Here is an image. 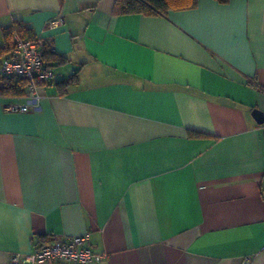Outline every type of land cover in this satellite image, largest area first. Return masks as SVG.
<instances>
[{
	"label": "crops",
	"instance_id": "1",
	"mask_svg": "<svg viewBox=\"0 0 264 264\" xmlns=\"http://www.w3.org/2000/svg\"><path fill=\"white\" fill-rule=\"evenodd\" d=\"M115 2L0 0L56 75L0 96V264L85 234L92 264H264V0Z\"/></svg>",
	"mask_w": 264,
	"mask_h": 264
},
{
	"label": "built area",
	"instance_id": "2",
	"mask_svg": "<svg viewBox=\"0 0 264 264\" xmlns=\"http://www.w3.org/2000/svg\"><path fill=\"white\" fill-rule=\"evenodd\" d=\"M44 45L50 44L40 39L29 41L13 37V46L0 60V78L14 77L25 83L24 103L5 104L4 110L27 113L37 107L40 96L38 89L56 82L54 71L44 60ZM51 49V48H50ZM105 259L95 256L89 246L88 234L68 238H55L38 248L32 255H16L10 264H48L51 262L69 264H92Z\"/></svg>",
	"mask_w": 264,
	"mask_h": 264
},
{
	"label": "trees",
	"instance_id": "3",
	"mask_svg": "<svg viewBox=\"0 0 264 264\" xmlns=\"http://www.w3.org/2000/svg\"><path fill=\"white\" fill-rule=\"evenodd\" d=\"M220 3H226L230 0H215ZM198 0H116L115 12L119 15H144V16H162L174 10H185L193 8ZM3 44L0 45V60L7 55L13 46V37L35 41L32 29L26 27L21 21L14 22L9 27L1 31ZM47 54L54 55L49 46L44 45V60L47 63ZM25 83L22 79L14 77L0 78V96L4 97H24ZM192 133V132H191ZM193 134V133H192Z\"/></svg>",
	"mask_w": 264,
	"mask_h": 264
},
{
	"label": "water",
	"instance_id": "4",
	"mask_svg": "<svg viewBox=\"0 0 264 264\" xmlns=\"http://www.w3.org/2000/svg\"><path fill=\"white\" fill-rule=\"evenodd\" d=\"M252 116H254L257 123L261 124L264 122V117H262V114L258 110H254Z\"/></svg>",
	"mask_w": 264,
	"mask_h": 264
}]
</instances>
